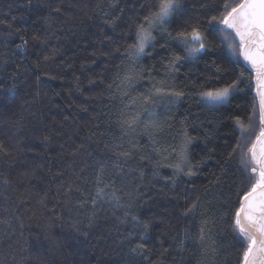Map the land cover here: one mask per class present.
Segmentation results:
<instances>
[{"label":"trees","instance_id":"16d2710c","mask_svg":"<svg viewBox=\"0 0 264 264\" xmlns=\"http://www.w3.org/2000/svg\"><path fill=\"white\" fill-rule=\"evenodd\" d=\"M225 2L181 0L182 14L153 30L146 54L136 58L125 49L156 0H118L116 8L117 0H0V264H237L241 253L229 246L228 223L209 225L205 246L215 241L214 256L185 239L197 235L202 220L217 219L226 200L238 199L239 152L223 163L240 140L236 118L247 125L251 117L259 131L254 73L231 53L233 35L208 23ZM186 20L199 22L209 50L173 71L169 60L184 52L167 33ZM241 70L243 91L230 104L200 98ZM133 75L129 83L125 77ZM161 86L185 95L141 103ZM132 120L131 128L122 126ZM152 121L160 128L146 129ZM185 133L196 137L188 148L192 163L200 162L196 174L157 168L176 162ZM121 151L131 156H117ZM101 165L105 181H114L106 191L124 207L91 203ZM197 197L195 213L184 216ZM132 216L151 224L144 241ZM130 236L131 246L145 243L143 255L129 252Z\"/></svg>","mask_w":264,"mask_h":264},{"label":"snow or ice","instance_id":"6c2138e0","mask_svg":"<svg viewBox=\"0 0 264 264\" xmlns=\"http://www.w3.org/2000/svg\"><path fill=\"white\" fill-rule=\"evenodd\" d=\"M99 7V5H98ZM112 8L118 7L117 3L111 4ZM207 7V5H202ZM155 11H150L142 22H140L135 31V43L129 45L125 52L129 57L139 58L145 55V48L154 40L153 30L163 29L164 25L175 18L178 14H182L181 0H156L153 5ZM209 25H220L222 31H228L233 35V42L229 44V48L233 56L243 58L246 64L254 73V77L250 79L249 84L254 81L256 97L259 103V124L258 133L255 131L257 125L249 118L248 124L236 118L235 124L239 128L240 140L237 141L236 147L232 149L228 157L223 160L225 165L229 164L233 159V155L239 152V165L237 171L240 173L237 195L238 199L235 204L225 201L224 211L212 221L207 219L201 221L199 232L195 237L185 233V239H191L194 242L199 241L205 246V237L211 238L212 227L217 222L228 223L231 228L230 247L234 248L238 253L237 264H264V0H238V2H226L223 4V11L220 16H213L209 21ZM145 24L147 27H145ZM170 39L176 41L182 46L184 55H176L169 60V69L176 71V65L184 60H190L201 52L209 50L206 43V36L201 31L199 22L186 20L181 25V30L175 35L171 32L167 33ZM22 44L17 48L23 49L27 41L20 37ZM34 40H38V36H33ZM219 72L220 69L217 68ZM135 75L127 76L125 79L131 83L135 79ZM244 82V72L241 70L239 76L231 82H225L222 86L208 88L200 91L198 94L202 100L209 102L211 105L223 107L231 103L233 93L243 91L241 84ZM111 88V85H108ZM126 94V93H125ZM183 91L174 89H166L164 86L154 87V92L148 97L140 98L141 103H153L154 97H171L175 101H179L184 97ZM147 111V109H146ZM256 109L253 108L255 115ZM153 113H149L151 116ZM136 120L124 121L122 126L131 128L136 124ZM146 129H159L160 125L155 121L145 125ZM255 137L254 139L252 137ZM47 139V138H46ZM196 137L188 136L185 138L178 150H175L176 162L161 165L157 162L156 167H170L173 169L174 176L186 175L193 176L196 173L194 168L199 167V163L193 164L188 157V148L195 141ZM0 152H5V145L0 142ZM119 157L128 158L130 152L121 151L116 154ZM143 158V157H142ZM167 159V157H165ZM118 167V165H117ZM105 169L103 165L99 168L94 184L95 193L90 194V201L96 204L97 201L107 199L108 202L115 204L117 207H124L120 204V197L115 191H106L111 189L114 181H105ZM72 189H69L71 192ZM77 193L82 194L80 188H76ZM89 198L81 201V206L89 202ZM200 198L192 203L191 207L185 209L183 215L188 216L194 214L199 207ZM127 215V213H125ZM134 228L140 229L139 238L144 241L148 236L151 227L150 222L141 221L139 217L132 216ZM211 224L212 227L209 225ZM129 252L133 255H143L147 250L145 243H137L132 245V237L128 238ZM184 239L179 241V247L182 251L184 248ZM162 243V242H161ZM214 256L217 253L215 241L211 246H205V252L202 256H206L209 252ZM167 250H165L166 252ZM128 264H135L134 260H130ZM198 264H204L201 259Z\"/></svg>","mask_w":264,"mask_h":264},{"label":"water","instance_id":"95a60500","mask_svg":"<svg viewBox=\"0 0 264 264\" xmlns=\"http://www.w3.org/2000/svg\"><path fill=\"white\" fill-rule=\"evenodd\" d=\"M243 63L249 68V66L246 64V62L243 60V58H241ZM250 69V68H249ZM251 70V69H250Z\"/></svg>","mask_w":264,"mask_h":264},{"label":"rangeland","instance_id":"374dc122","mask_svg":"<svg viewBox=\"0 0 264 264\" xmlns=\"http://www.w3.org/2000/svg\"><path fill=\"white\" fill-rule=\"evenodd\" d=\"M145 27H147V25L145 26ZM232 53V52H231ZM209 103V102H208Z\"/></svg>","mask_w":264,"mask_h":264}]
</instances>
